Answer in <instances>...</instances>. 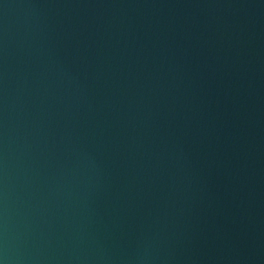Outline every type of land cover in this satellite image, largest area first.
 Wrapping results in <instances>:
<instances>
[{"label":"water","instance_id":"obj_1","mask_svg":"<svg viewBox=\"0 0 264 264\" xmlns=\"http://www.w3.org/2000/svg\"><path fill=\"white\" fill-rule=\"evenodd\" d=\"M0 264H264V0H0Z\"/></svg>","mask_w":264,"mask_h":264}]
</instances>
